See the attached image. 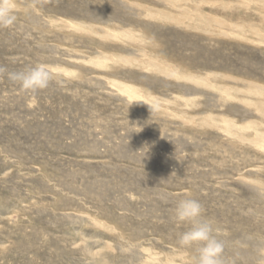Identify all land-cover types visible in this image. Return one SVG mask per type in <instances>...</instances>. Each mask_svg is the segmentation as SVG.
I'll use <instances>...</instances> for the list:
<instances>
[{
	"label": "rangeland",
	"instance_id": "rangeland-1",
	"mask_svg": "<svg viewBox=\"0 0 264 264\" xmlns=\"http://www.w3.org/2000/svg\"><path fill=\"white\" fill-rule=\"evenodd\" d=\"M12 4L0 67L58 74H0V264H192L185 198L264 264V0Z\"/></svg>",
	"mask_w": 264,
	"mask_h": 264
},
{
	"label": "clouds",
	"instance_id": "clouds-1",
	"mask_svg": "<svg viewBox=\"0 0 264 264\" xmlns=\"http://www.w3.org/2000/svg\"><path fill=\"white\" fill-rule=\"evenodd\" d=\"M15 20L12 0H0V28L12 26ZM0 74H6L7 79L23 91L35 92L46 89L58 73L47 63L38 62L18 71L0 67ZM148 106L151 111V106ZM203 212L202 204L196 199L185 198L176 203L175 223L188 226L177 233V244L193 251L192 264H227L225 243L218 238L212 221L205 218Z\"/></svg>",
	"mask_w": 264,
	"mask_h": 264
}]
</instances>
